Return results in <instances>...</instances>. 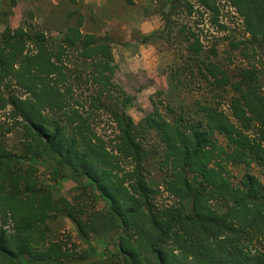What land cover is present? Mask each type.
Wrapping results in <instances>:
<instances>
[{
    "label": "trees",
    "instance_id": "trees-1",
    "mask_svg": "<svg viewBox=\"0 0 264 264\" xmlns=\"http://www.w3.org/2000/svg\"><path fill=\"white\" fill-rule=\"evenodd\" d=\"M219 1L165 0V21L181 9L192 24L208 14L224 29ZM226 3L247 36L232 48L252 58L264 53V0ZM60 35L49 38L35 26L0 33V110L10 120L0 123V264L82 260L74 243L50 238L48 222L61 213L85 242L108 235L112 264H264V185L250 172L256 166L264 174L260 69L247 61L230 76L203 54L195 26L186 28L188 58L174 80L182 86L200 76L231 94L227 108L196 101L193 115L166 118L154 105L137 129L101 102L112 38L83 33L81 23ZM16 129L18 152L4 142ZM154 160L165 174L161 187L146 178ZM37 163L49 167L54 183H75L76 203L42 184ZM95 197L106 211L92 206Z\"/></svg>",
    "mask_w": 264,
    "mask_h": 264
},
{
    "label": "rangeland",
    "instance_id": "rangeland-1",
    "mask_svg": "<svg viewBox=\"0 0 264 264\" xmlns=\"http://www.w3.org/2000/svg\"><path fill=\"white\" fill-rule=\"evenodd\" d=\"M219 5V21L224 29L217 24L211 25L208 14L198 17L196 25L192 24V18L185 16L181 9L170 15L166 23L169 6L165 0H0V33L6 27L35 26L47 37L58 39L69 23H81L83 33L98 38H112L114 61L101 102L108 111L124 113L132 120L134 128L138 129L154 105L166 118L171 117L173 112L193 115L196 101L217 104L223 110L227 108L231 94L214 91L200 76L188 78L187 81L195 83L187 82L182 86L174 80L175 68L183 66L188 58L184 52V33L191 26H195L200 36L203 54L219 64L230 76L235 75L239 67L247 65V61L255 64L262 72L264 91V53L259 51V55L252 58L245 51L232 48L231 42L242 41L247 36L240 17L226 0H220ZM212 49H215V56L212 55ZM0 123L10 125L6 110H0ZM21 140L20 129L13 130L4 138L7 148L14 152H18ZM36 166L42 184L51 185L55 196L76 203L73 198L78 192L71 179L64 178L54 183L47 165L37 163ZM146 168L149 185L161 187L165 174L158 169L155 160L149 162ZM243 171L239 167L234 173L238 175ZM250 172L258 176L264 185V174L260 168L253 166ZM84 201L91 202L89 199ZM92 203L96 210L108 209L107 203L101 198H92ZM48 226L51 239L69 240L79 252L85 254L75 264H112L108 256L114 252V248L108 244V235L85 242L78 235L74 224L62 213L49 221Z\"/></svg>",
    "mask_w": 264,
    "mask_h": 264
}]
</instances>
